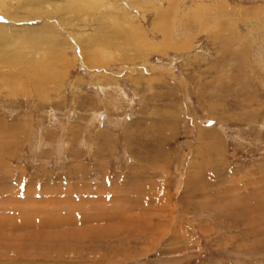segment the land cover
<instances>
[{"label":"rangeland","instance_id":"obj_1","mask_svg":"<svg viewBox=\"0 0 264 264\" xmlns=\"http://www.w3.org/2000/svg\"><path fill=\"white\" fill-rule=\"evenodd\" d=\"M9 1L0 264H264V0Z\"/></svg>","mask_w":264,"mask_h":264},{"label":"bare ground","instance_id":"obj_2","mask_svg":"<svg viewBox=\"0 0 264 264\" xmlns=\"http://www.w3.org/2000/svg\"><path fill=\"white\" fill-rule=\"evenodd\" d=\"M95 1H98V0H74V3L76 4V6L77 7H81V8H83V7H86L87 5L89 6V4H90V8L92 9V11L91 10H89V12H91V13H94L96 10V8H97V6H96V2ZM8 2H10L9 0H0V11L1 12H7L8 13V9L6 10V8H7V6H8ZM107 2H108V6H110V8L113 6V5H115L111 0H107ZM34 3H39V1L38 0H34ZM95 10V11H94ZM109 10H111V9H109ZM87 12V11H86ZM6 13V14H7ZM86 14V13H85ZM109 15V16H108ZM115 15V13L114 12H111V11H108L106 14H105V16H107V17H113ZM115 17V16H114ZM117 18V17H116ZM118 19V18H117ZM123 23H126V22H123ZM85 34V33H84ZM84 34H79V36H78V38H80V37H82V36H84ZM88 34V33H87ZM94 36V35H93ZM49 38V37H48ZM90 40V39H89ZM46 41V40H45ZM38 44V43H37ZM45 44V43H44ZM41 46V45H40ZM58 47V46H57ZM96 49V48H95ZM86 52V51H85ZM94 52V51H93ZM41 53V52H40ZM89 53V52H88ZM39 54V53H38ZM85 54H87V52L85 53ZM89 55V54H88ZM92 56H94L93 54L91 55V56H89L88 58L89 59H92ZM37 57V56H36ZM40 57H42L41 55H40ZM43 58V57H42ZM44 58H45V56H44ZM88 58H86V60L88 59ZM37 59V61H35L34 62V64H38V65H44V59H41V58H36ZM46 59V58H45ZM47 60V59H46ZM30 61V60H29ZM44 62V63H43ZM87 62V61H86ZM47 63V62H46ZM33 64V65H34ZM32 65V66H33ZM36 66V65H35ZM42 67H40V69H41ZM33 69V68H32ZM36 69H37V67H36ZM48 69V68H47ZM59 69V68H58ZM44 70V69H43ZM60 70V69H59ZM46 71V70H45ZM47 73V72H46Z\"/></svg>","mask_w":264,"mask_h":264}]
</instances>
